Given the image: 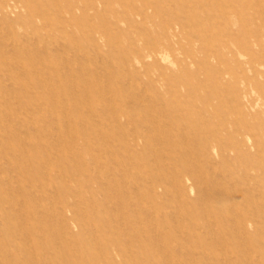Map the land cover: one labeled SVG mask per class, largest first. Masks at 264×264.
Returning <instances> with one entry per match:
<instances>
[{"label":"rangeland","instance_id":"rangeland-1","mask_svg":"<svg viewBox=\"0 0 264 264\" xmlns=\"http://www.w3.org/2000/svg\"><path fill=\"white\" fill-rule=\"evenodd\" d=\"M0 264H264V0H0Z\"/></svg>","mask_w":264,"mask_h":264},{"label":"bare ground","instance_id":"bare-ground-1","mask_svg":"<svg viewBox=\"0 0 264 264\" xmlns=\"http://www.w3.org/2000/svg\"><path fill=\"white\" fill-rule=\"evenodd\" d=\"M155 56V55H154ZM160 56V55H159ZM156 57H158V56H156ZM154 58V57H153ZM203 65V64H202ZM75 90V89H74ZM144 95V94H143ZM91 142V141H90ZM235 216V215H234ZM235 218V217H234ZM236 235V234H235ZM193 262V261H192Z\"/></svg>","mask_w":264,"mask_h":264}]
</instances>
